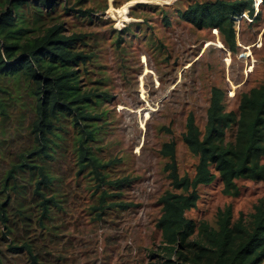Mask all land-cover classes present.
<instances>
[{"label":"trees","instance_id":"obj_1","mask_svg":"<svg viewBox=\"0 0 264 264\" xmlns=\"http://www.w3.org/2000/svg\"><path fill=\"white\" fill-rule=\"evenodd\" d=\"M88 2L0 0V131L8 137L26 129L33 139L31 147L9 160L0 180V225L6 251L28 264H47L43 253L54 254L46 252L43 243L47 241L50 251V244L62 232L60 216L69 208L67 191L49 162L63 149L69 129L75 130L77 167L80 172L88 171L93 193L99 195L93 213L102 218L109 207L126 210L135 206L111 200L117 197L112 193L115 189L131 181L110 180L105 172L117 161L102 162L89 146L97 130L92 124V104L101 99L97 90L83 89L82 76L89 73L93 55L84 50L88 36L67 34L62 22L67 15L91 21L97 10ZM254 3L196 2L181 19L198 31H218L225 46L236 53V19L246 13L254 17ZM259 15L260 10L255 17ZM14 110L21 113L19 117ZM182 140L197 159L192 176L180 173L175 141L164 143L159 150L171 189L159 198L161 215L156 227L162 240L156 257L162 262L156 264H264V202L247 217L237 219L228 205L219 210L214 225L187 217L197 208L203 186L219 180L224 195L238 197L239 181L264 183V84L243 93L237 111H229L226 92L213 87L204 129L191 113ZM1 256L0 252V262Z\"/></svg>","mask_w":264,"mask_h":264},{"label":"rangeland","instance_id":"obj_2","mask_svg":"<svg viewBox=\"0 0 264 264\" xmlns=\"http://www.w3.org/2000/svg\"><path fill=\"white\" fill-rule=\"evenodd\" d=\"M209 1L215 0H89L87 4L97 10L91 21L72 15L62 19L67 34L88 36L84 50L93 55L89 73L82 76L83 89L97 90L101 99L92 104V124L97 130L89 146L102 162L117 161L105 172L110 180L131 181L115 189L112 193L117 197L111 200L135 206L126 210L109 207L102 218L93 213L99 195L93 193L88 171L80 172L77 167L75 130L69 129L63 149L49 162L56 180L64 184L69 208L60 216L62 232L50 244L52 249L48 251L47 241L43 243L46 252L54 254L43 253L47 264L162 262L156 257L162 240L156 222L161 215L159 198L171 187L162 172L161 146L175 141L180 173L192 176L197 159L182 140L189 114L195 115L203 130L213 87L224 90L227 109L237 111L240 96L264 84L261 0H255L254 17L246 13L236 19V53L225 46L218 31H198L182 21L181 14L190 4ZM137 2L152 7H138ZM111 4L124 16L122 21L109 13ZM259 10L261 15L256 18ZM26 132L7 137L0 131V180L9 160L31 147L33 139ZM237 184L238 197L224 195L219 180L201 187L198 206L187 217L214 225L219 210L228 205L236 219L247 217L264 202V183ZM4 232L0 225L4 255L0 264H28L6 251Z\"/></svg>","mask_w":264,"mask_h":264},{"label":"water","instance_id":"obj_3","mask_svg":"<svg viewBox=\"0 0 264 264\" xmlns=\"http://www.w3.org/2000/svg\"><path fill=\"white\" fill-rule=\"evenodd\" d=\"M136 4H148V3L137 2ZM127 5H128V4H127ZM127 5H126V6H127ZM110 7H111V8H110V10H109V13H114V14L116 15V16H114V17H116V18H120V17H119L120 14H117V13H116L118 9H114V7L112 6V4L110 5ZM129 7H132V5L128 6L127 8H129ZM126 15H128V11H127V14H126ZM120 19H121V18H120ZM121 20H122V19H121Z\"/></svg>","mask_w":264,"mask_h":264},{"label":"bare ground","instance_id":"obj_4","mask_svg":"<svg viewBox=\"0 0 264 264\" xmlns=\"http://www.w3.org/2000/svg\"><path fill=\"white\" fill-rule=\"evenodd\" d=\"M125 9H126V7H125ZM116 13H117V14H120L118 11H117ZM119 17H120L122 20L124 19V16H123L122 14H120ZM122 20H121V21H122Z\"/></svg>","mask_w":264,"mask_h":264}]
</instances>
